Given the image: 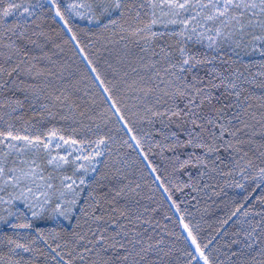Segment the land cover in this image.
<instances>
[{
    "label": "trees",
    "instance_id": "trees-1",
    "mask_svg": "<svg viewBox=\"0 0 264 264\" xmlns=\"http://www.w3.org/2000/svg\"><path fill=\"white\" fill-rule=\"evenodd\" d=\"M53 1L208 263L264 264V12L242 0H71L87 4L81 18ZM21 17L2 15L0 167H16L17 139L38 140L31 164L57 183L75 168L48 166L56 148L42 144L56 136L99 167L68 222L17 211L0 224V264H199L50 5ZM10 206L0 199L1 213Z\"/></svg>",
    "mask_w": 264,
    "mask_h": 264
},
{
    "label": "rangeland",
    "instance_id": "rangeland-1",
    "mask_svg": "<svg viewBox=\"0 0 264 264\" xmlns=\"http://www.w3.org/2000/svg\"><path fill=\"white\" fill-rule=\"evenodd\" d=\"M43 1L46 5H49L46 0H6L4 4L1 5L0 0V26L2 29L0 40H5L2 15L7 18L22 16L21 19H19L20 22L24 19L28 20ZM214 1L219 7L222 3L226 6L230 5L232 2V0ZM65 2L69 8L70 15L82 18L84 10L87 9L86 3L78 1L72 3L71 0H65ZM241 3L245 6H251L252 8L250 11L253 14L257 11L264 12V0H242ZM52 5H54L53 1ZM38 142V140L32 141L24 139L20 141V139H17L14 145L16 167H12L13 161H15L14 157L11 160L13 163H7L9 169L7 166L0 167V173L5 172V168L7 172L3 177L1 174L0 199L3 202H10L14 211V213H7L5 211L2 213L0 212V224L7 223V218H10V216L17 211H20L19 214L24 218L26 216L33 217L41 215L42 213H48L54 216V220H56L55 222H57V224L68 222L72 214L75 215V213H77V207L81 200V189L84 185L89 183V180L95 176L98 170L99 165L95 160L96 157L94 156L91 158V154L87 156L88 158L85 157L87 149L82 151L75 143L63 141L58 136L49 137L42 145L45 150L56 148V151L50 154L51 159L48 162V166L59 170L68 169L71 167L70 165H72L71 169L75 168L71 174L62 176L57 183H53L48 179L49 177L44 174V169H42L41 166L38 167L31 164V161L34 159V154L30 152L34 149L37 150ZM72 155H78L75 161H70ZM35 169H37V171H34ZM16 170L18 180L14 178ZM197 249L199 250L198 247ZM197 260L200 264L201 259L198 256Z\"/></svg>",
    "mask_w": 264,
    "mask_h": 264
},
{
    "label": "bare ground",
    "instance_id": "bare-ground-1",
    "mask_svg": "<svg viewBox=\"0 0 264 264\" xmlns=\"http://www.w3.org/2000/svg\"><path fill=\"white\" fill-rule=\"evenodd\" d=\"M47 3H48V4L50 3V4L52 5V0H48ZM53 7H54V12H53V14L55 15L56 20H57L61 25H63V27L66 28V30H67L68 33L71 34L70 29H69V26H67V24H66L65 20L63 19L62 15H60L61 13L58 12L59 10L57 11V9H56V7H55L54 5H53ZM59 13H60V14H59ZM85 60H87V59H85ZM87 64H88V67L91 69V72L93 73L94 78H96L97 82L99 83L100 88L103 90V92H104L106 98L109 99V98H108L109 96H108V94H107L105 88H103V86H102V84H101L99 78L97 77V75H96V73L94 72L93 68L90 66L88 60H87ZM109 101H110V103H112V102H111V101H112L111 99H109ZM112 107H113V109L115 108L114 105H113V103H112ZM115 112H116V114H117L119 120H121L124 129H125V130L127 131V133L129 134V136H130V138H131V141H133L134 146H135L136 149L140 152V155H141V157L143 158L144 162H146V157H145V155L143 154V151L140 150L137 141H135V138L133 137L131 131L128 130V128H127V126H126L124 120H122L121 115L119 114V111H118L116 108H115ZM146 164H147V162H146ZM147 166H148V165H147ZM148 168H149V167H148ZM149 170H150V168H149ZM150 172L152 173V175H154V178H155L156 182L159 184V186H160L162 192L166 195L167 199H168V200H171L170 197H169V195H168V193H166V191L164 190V188H163L162 184L160 183V181H159L158 177L156 176V174H155L154 172H152L151 170H150ZM172 204H173V203H172ZM174 206H175V205H174ZM180 225H181V228H182V232L184 233V235H186V236L188 237V243H189L191 246H193V248H194L195 251L197 252V256L201 259V264H209L207 258L203 255V252H202V251H199V250H201V249H199V250L197 249L198 246H197V244H196V241H195L193 235H191V232L188 230L189 228L186 227L187 225H185V223H184L182 217H181V219H180ZM187 228H188V229H187ZM195 244H196V245H195ZM198 248H199V247H198Z\"/></svg>",
    "mask_w": 264,
    "mask_h": 264
},
{
    "label": "water",
    "instance_id": "water-1",
    "mask_svg": "<svg viewBox=\"0 0 264 264\" xmlns=\"http://www.w3.org/2000/svg\"><path fill=\"white\" fill-rule=\"evenodd\" d=\"M63 26V25H62ZM66 29V28H65ZM67 31V30H66ZM68 33V32H67ZM69 34V36H71L72 38H73V40H74V42H75V45H76V47H78V45H77V42H76V40H75V38H74V36H72L70 33H68ZM81 55L84 57V55H83V53H82V51H81ZM109 98V97H108ZM112 102V101H111ZM143 154H144V152H143ZM146 162H147V164H148V167L150 168V170L152 171V172H154L153 170H152V168L150 167V164H149V162L147 161V159H146ZM155 173V172H154ZM156 174V173H155ZM172 204V203H171ZM173 205V204H172ZM173 208L175 209V207H174V205H173ZM176 213H177V209H176ZM186 238H187V240H188V237L186 236ZM200 263H201V261H200Z\"/></svg>",
    "mask_w": 264,
    "mask_h": 264
}]
</instances>
